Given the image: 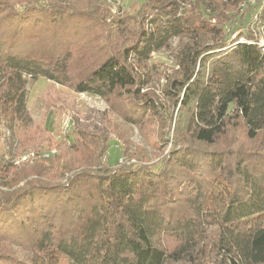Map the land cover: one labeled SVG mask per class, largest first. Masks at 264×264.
<instances>
[{"label":"trees","instance_id":"16d2710c","mask_svg":"<svg viewBox=\"0 0 264 264\" xmlns=\"http://www.w3.org/2000/svg\"><path fill=\"white\" fill-rule=\"evenodd\" d=\"M243 2L196 0L198 11L185 16L173 0H146L136 22L128 19L136 38L119 51L113 33L130 26L125 19L107 22L79 0H0V121L25 116L27 77L100 98L133 96L141 81L129 55L142 62L168 39L187 38L171 86L178 126L165 163L100 166L108 144L97 136L98 156L72 168L52 145L19 139L14 161L0 167V264H264V148L225 158L199 147L239 123L247 140L264 138V55L240 42L255 38L251 30L233 37ZM261 2L245 3L238 19L257 12L264 25ZM207 6L214 24L204 19ZM81 45L99 55L74 63ZM52 93L42 97L49 102ZM44 121L41 131L51 134Z\"/></svg>","mask_w":264,"mask_h":264},{"label":"rangeland","instance_id":"374dc122","mask_svg":"<svg viewBox=\"0 0 264 264\" xmlns=\"http://www.w3.org/2000/svg\"><path fill=\"white\" fill-rule=\"evenodd\" d=\"M144 1L146 3V0H79V7L85 10L97 9L106 16L107 22L116 19L127 20L130 26H124L113 33L114 41H118L115 45L116 50L120 51L122 47L123 49L128 47L136 38L135 25L129 23L131 20L128 19L136 22V15L144 6L142 5ZM173 1L180 5L179 12L184 13L185 16L198 11L196 0ZM248 1L236 5L232 28L237 29L234 30L233 37L246 35L247 31L251 30L253 32L251 35L255 37L252 41L259 40L264 43V25L260 23L257 12H253L252 15L247 13L243 21L238 19L237 12L246 7L245 3L254 4ZM263 6L261 2L258 9L261 10ZM203 12L204 19L208 20L209 14H212L208 6ZM208 22L214 24L215 20ZM229 26L230 23L227 24V27ZM94 36H99V33L89 36L87 40ZM186 42V37H172L167 40L164 47L150 54L142 62L138 61L133 53L129 55L127 63L132 65L141 81L138 91L136 93L134 91L133 96L129 95L131 90L125 93L118 90L107 98H100L91 94L76 93L71 87L52 83L43 77L35 80L27 77L25 116L15 121H0V167L9 166L14 161L19 139L23 135L29 140V146L36 145L46 149L52 145L51 148L54 149L52 153L56 152L60 157L59 161L57 159L56 161L59 164H70L69 167L72 168L78 167L80 163L90 162L98 156L99 150L95 139L97 136L105 141H103L105 145L108 144V150L100 157V166L109 165L114 170L128 165L156 167L158 163H165L175 145V131L178 126L179 103L176 104V99L174 100L175 94H171V86L180 76L178 48ZM82 45L75 47L72 53L74 63L82 60L79 58L81 54L86 56H83L84 60H89L88 57L94 58L88 54L99 55L97 52L86 50ZM76 67L70 68L69 74L72 77L77 75ZM48 90L55 93L49 96L51 98L49 102L47 98L42 97V94ZM132 100L135 102L134 106L131 104ZM143 105H150L152 108L146 109ZM45 108H50L51 113L44 121ZM43 121L51 134L44 135L41 131ZM75 131L83 135L82 144H73L74 139L76 141ZM244 133L241 123L234 124L226 130L225 135L216 140L215 144L199 147L205 152H219L225 158L236 149L250 152L249 150L264 148L262 134L256 141H249ZM3 181L0 179V186L3 185ZM212 230V228L207 229V233H211ZM18 254L22 257L20 252Z\"/></svg>","mask_w":264,"mask_h":264},{"label":"built area","instance_id":"2783aa9c","mask_svg":"<svg viewBox=\"0 0 264 264\" xmlns=\"http://www.w3.org/2000/svg\"><path fill=\"white\" fill-rule=\"evenodd\" d=\"M249 3L253 4L255 2V0H249L248 1ZM240 42H247L249 44H255L257 45V47L261 50V53L264 55V43H261L259 40H256V41H245L244 39H240ZM26 157H23L22 160H25Z\"/></svg>","mask_w":264,"mask_h":264}]
</instances>
